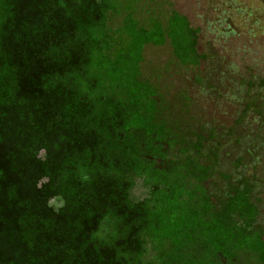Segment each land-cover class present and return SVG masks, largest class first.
<instances>
[{
	"label": "trees",
	"instance_id": "obj_1",
	"mask_svg": "<svg viewBox=\"0 0 264 264\" xmlns=\"http://www.w3.org/2000/svg\"><path fill=\"white\" fill-rule=\"evenodd\" d=\"M198 34L168 0H0V264H264L253 181L211 194L142 74L147 45L198 67Z\"/></svg>",
	"mask_w": 264,
	"mask_h": 264
},
{
	"label": "rangeland",
	"instance_id": "obj_2",
	"mask_svg": "<svg viewBox=\"0 0 264 264\" xmlns=\"http://www.w3.org/2000/svg\"><path fill=\"white\" fill-rule=\"evenodd\" d=\"M199 29L198 67L182 68L170 47L147 45L142 74L154 82L166 102L167 116L182 130L206 137L204 151L218 154L217 172L206 182L217 196L226 180L241 174L254 183L252 200L264 229V0H168ZM43 149L37 153L42 157ZM43 181V180H41ZM146 189L137 180L134 198ZM58 207L62 202L49 200Z\"/></svg>",
	"mask_w": 264,
	"mask_h": 264
},
{
	"label": "flooded vegetation",
	"instance_id": "obj_3",
	"mask_svg": "<svg viewBox=\"0 0 264 264\" xmlns=\"http://www.w3.org/2000/svg\"><path fill=\"white\" fill-rule=\"evenodd\" d=\"M258 214H259V211H258ZM258 217V216H257ZM257 221V220H256ZM256 225V224H255Z\"/></svg>",
	"mask_w": 264,
	"mask_h": 264
}]
</instances>
